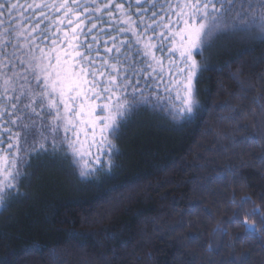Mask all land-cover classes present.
Returning a JSON list of instances; mask_svg holds the SVG:
<instances>
[{
    "label": "trees",
    "instance_id": "1",
    "mask_svg": "<svg viewBox=\"0 0 264 264\" xmlns=\"http://www.w3.org/2000/svg\"><path fill=\"white\" fill-rule=\"evenodd\" d=\"M193 58L207 67L195 118L141 107L111 137L110 172L83 180L70 157L31 158L0 207V264H264V241H241L244 225L231 222L264 228L251 214L264 209V139H239L253 129L264 137L253 102L264 104V43L221 36Z\"/></svg>",
    "mask_w": 264,
    "mask_h": 264
},
{
    "label": "snow or ice",
    "instance_id": "2",
    "mask_svg": "<svg viewBox=\"0 0 264 264\" xmlns=\"http://www.w3.org/2000/svg\"><path fill=\"white\" fill-rule=\"evenodd\" d=\"M226 35L264 43V0H0V207L34 156L70 157L83 180L110 172L119 155L111 137L141 107L194 119L207 67L193 53ZM239 139L264 137L253 129ZM251 214L264 221V209ZM231 222L244 225L241 241H264V228Z\"/></svg>",
    "mask_w": 264,
    "mask_h": 264
},
{
    "label": "rangeland",
    "instance_id": "3",
    "mask_svg": "<svg viewBox=\"0 0 264 264\" xmlns=\"http://www.w3.org/2000/svg\"><path fill=\"white\" fill-rule=\"evenodd\" d=\"M62 46H63V45H62ZM161 54H162V53H157V55H161ZM102 159H103V158H102ZM102 171H105V170H104L103 168H100V169L96 172V174L99 173V172H102ZM94 176H95V175H94ZM10 192H12V191H10ZM10 192H9V193H10ZM9 193H8L7 195H9ZM7 197H8V196H6L5 199H6Z\"/></svg>",
    "mask_w": 264,
    "mask_h": 264
}]
</instances>
